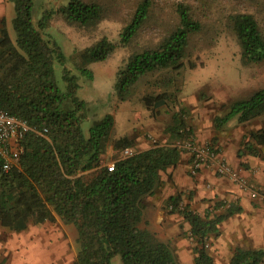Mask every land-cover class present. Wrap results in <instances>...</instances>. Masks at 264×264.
I'll return each instance as SVG.
<instances>
[{
  "label": "trees",
  "instance_id": "1",
  "mask_svg": "<svg viewBox=\"0 0 264 264\" xmlns=\"http://www.w3.org/2000/svg\"><path fill=\"white\" fill-rule=\"evenodd\" d=\"M9 1L15 10L12 26L16 37L12 39L3 21L0 107L31 127L48 131L27 132L24 152L10 170L3 169L0 157V225L11 232H22L58 218L73 224L78 231V252L71 264H111L116 256L121 257L122 264H181L171 246L142 228L141 223L144 199L154 194L162 172L175 167L185 152L176 143L194 139L188 110L180 108L172 114L164 130L169 138L163 144L155 143L140 151L135 148V138L129 135L114 139L116 154L126 148H133L134 153L120 158L115 155V168L110 171L102 161L115 128L114 117L107 115L95 123L86 137L82 128L85 103L77 95L79 78L66 66L68 57L62 47L46 36L48 20L35 19V0ZM150 7L149 0L137 6L119 40L103 37L80 52L75 66L82 74L92 81L94 74L88 65L106 61L118 47L128 46L147 21ZM58 11L67 24L81 30L97 26L106 15L102 4L93 0H67ZM178 14V23L172 30L157 43L134 52L119 67L116 90L121 99H127L144 76L183 66L189 37L198 33L202 25L185 3L178 6ZM230 21L243 62L264 63V33L254 15L238 13ZM55 62L63 66L66 92L58 85ZM175 99L177 102L168 91L144 97L156 114L175 105ZM263 114L264 87L232 103L224 118L215 119L216 128L222 129L236 115L243 123ZM247 138L245 150L255 153L256 145L264 147V128L250 132ZM167 207L189 222L195 263L218 264L207 244L213 235H218L219 225L239 213L240 208L223 205L221 213L208 210L200 215L185 204L182 194L172 196ZM263 263V249L237 248L225 264Z\"/></svg>",
  "mask_w": 264,
  "mask_h": 264
},
{
  "label": "rangeland",
  "instance_id": "2",
  "mask_svg": "<svg viewBox=\"0 0 264 264\" xmlns=\"http://www.w3.org/2000/svg\"><path fill=\"white\" fill-rule=\"evenodd\" d=\"M93 1L102 4L105 19L85 30L67 24L58 11L67 0H35L34 15L36 20L46 17V36L55 39L62 47L68 57L66 66L79 78L77 95L85 103L82 128L86 137L95 123L107 115L114 117L115 128L102 166L115 164V155L123 157V151L116 154L112 147L118 137L129 135L135 138V148L140 151L149 145L148 141L154 142V137L158 139L155 143L161 144L159 134L180 108L188 110V121L194 120L198 112L206 115L212 112L214 128L219 132L221 128H216L215 119L224 118L235 101L246 99L264 87V63L243 62L241 47L230 21L234 14L250 13L264 33V0H149V17L133 41L128 46L118 47L106 61L87 66L94 74L91 81L75 66L79 53L103 37L119 40L123 27L131 21L137 6L144 0ZM181 3L191 8L194 18L202 25L198 33L189 37L183 66L144 76L127 99H121L116 90L119 67L134 52L157 43L177 25ZM10 33L14 40L16 34L12 25ZM55 69L58 85L66 92L63 66L55 62ZM164 91L172 93L177 102L175 99V105L171 104L156 114L148 108L144 97ZM238 122L236 115L223 128ZM248 124L252 129L264 128V114ZM138 137L143 145H138ZM77 237L76 227L59 218L53 223L33 225L22 232H11L0 225V261L3 264H71L78 252ZM111 264H122L121 257H114Z\"/></svg>",
  "mask_w": 264,
  "mask_h": 264
},
{
  "label": "crops",
  "instance_id": "3",
  "mask_svg": "<svg viewBox=\"0 0 264 264\" xmlns=\"http://www.w3.org/2000/svg\"><path fill=\"white\" fill-rule=\"evenodd\" d=\"M13 11L12 2L0 0V27L5 21L9 33L15 17ZM212 115L210 111L208 115L198 112L194 120H189L194 139L199 143L211 144L219 157L240 175L263 184L264 147L256 145L255 153L244 148L247 135L261 128L252 129L248 122H238L232 126L227 125L218 132L214 128ZM155 127L153 129L158 131ZM159 135L163 139L159 140L162 144L168 136L165 131ZM154 138V142L148 141L149 145L144 142L147 145L144 150L158 141ZM137 142L138 145H143L140 137ZM190 165L191 154L185 151L175 167L162 172L154 194L144 199L146 207L141 227L149 229L161 241L168 243L181 264H196L193 252L195 242L190 236L189 222L182 215L171 213L167 207L172 196L182 194L185 204L200 215H205L208 210H212L214 214L221 213L223 205L234 204L240 208L239 213L219 225L218 235H213L209 240L207 247L218 264L227 263L237 248L264 250V204L253 200L248 189L241 188L228 176L217 173L213 168H203L197 174H192Z\"/></svg>",
  "mask_w": 264,
  "mask_h": 264
},
{
  "label": "built area",
  "instance_id": "4",
  "mask_svg": "<svg viewBox=\"0 0 264 264\" xmlns=\"http://www.w3.org/2000/svg\"><path fill=\"white\" fill-rule=\"evenodd\" d=\"M29 131L42 134L46 133L48 129L31 127L27 121L11 115L0 107V157L3 160L4 170H10L13 164L19 161L24 152L23 140ZM176 146L191 154L190 171L192 174H197L203 168H213L217 173L228 176L241 188L248 189L253 200L264 204V183H255L240 175L224 159L219 157V153L211 144L199 143L195 139H189L177 142ZM133 153V148H126L123 150V157ZM107 167L113 171L115 164H108Z\"/></svg>",
  "mask_w": 264,
  "mask_h": 264
}]
</instances>
